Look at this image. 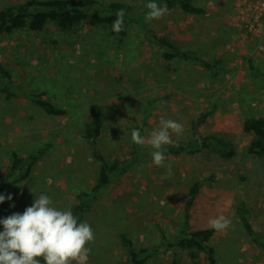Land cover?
Listing matches in <instances>:
<instances>
[{"label":"rangeland","instance_id":"rangeland-1","mask_svg":"<svg viewBox=\"0 0 264 264\" xmlns=\"http://www.w3.org/2000/svg\"><path fill=\"white\" fill-rule=\"evenodd\" d=\"M21 1L0 0V8ZM193 2L205 12L188 13L174 6L151 25L182 48L221 59L217 75L193 62L163 60L136 26L122 41L105 26L90 25L68 31L48 25L43 32L24 29L0 40V59L21 89H44L66 110L51 115L23 95L7 99L0 91V175L6 173L12 149L27 154L49 144L29 177L4 192L12 196L11 201L5 199L8 216L22 214L41 193L52 197L58 209H67L77 201L78 191L95 183L99 163L82 130L91 107L100 104L104 127L97 148L108 160L128 156L132 129L141 125V135L147 137L161 117L184 127L183 135H172L173 142L217 135L229 141L236 154L226 158L203 148L166 156L165 166L157 167L151 146L141 145L147 151L143 160L116 177L85 216L95 233L87 264H127L121 233L136 247L165 245L163 234L172 239L182 228L190 188L198 180L191 226L207 227L219 215L233 225L211 238L215 264H264V247L251 239L237 214L244 201L252 224L264 234V157L247 151L251 134L242 129L245 117L264 115V0ZM249 59L259 74L249 68ZM175 250L180 264H207L203 254L192 258L187 250ZM148 264L175 263L166 252Z\"/></svg>","mask_w":264,"mask_h":264},{"label":"trees","instance_id":"trees-1","mask_svg":"<svg viewBox=\"0 0 264 264\" xmlns=\"http://www.w3.org/2000/svg\"><path fill=\"white\" fill-rule=\"evenodd\" d=\"M148 2L150 0H145L143 4L125 0H24L0 8V40L24 29L29 32H43L48 25H54L60 31H68L79 26L90 25L92 27L105 26L111 36L122 41L128 35L130 27L136 26L142 31V35L148 38L149 42L158 47L163 60L193 62L217 75L221 67V59L209 58L200 50L182 48L168 35L153 30L151 21H145V13L148 11L146 4ZM155 2L160 6L166 5L167 8L179 6L188 13L202 14L205 12V8L195 4L193 0H155ZM119 9H124L126 12L124 30L115 33L112 31V24ZM249 68L253 69L256 74L260 72V69L250 59ZM0 91L4 93L7 99L23 95L51 115L59 116L66 113L64 107L57 105L46 96L47 92L44 89L32 88L24 92L12 70L1 59ZM208 114V111L202 113L199 116V121L204 122ZM103 127V107L100 104H95L90 109V117L84 122L82 137L90 148L91 156L99 163L98 177L88 190L81 189L78 191L76 194L77 201L70 206L73 214L82 222H84L85 216L92 205L106 191L113 180L142 161L144 158L143 151L147 153L141 145L133 143V149L128 156L108 160L97 148V142L102 135ZM134 129H138L142 134L141 125L135 126L132 131ZM242 129L251 134L247 151L252 155L264 157V115L245 117ZM48 145L47 143L39 146L27 154H21L16 149L11 150L10 163L6 173L0 175V194L4 195V192L11 185L20 183L29 177L36 162L47 151ZM165 148L166 156L198 152L203 148H211L226 158L233 157L236 154L232 144L224 137L217 135L192 138L187 142H173V144L166 145ZM200 187V180L195 181L191 186L184 207L185 218L182 228L172 239H168L163 234V239H167L165 245L136 247L126 233H121V241L126 248L127 264H148L157 253L165 254L166 252L173 254L175 264H180L179 254L175 248L187 250L192 258L203 254L207 264L216 263V250L211 243L215 230L209 226L193 228L189 221L191 207L200 191ZM237 214L251 239L257 245L264 247V234L252 224L249 217V208L244 201L238 205ZM7 216L4 202L0 204V219ZM2 230L3 227L0 225V231Z\"/></svg>","mask_w":264,"mask_h":264},{"label":"clouds","instance_id":"clouds-1","mask_svg":"<svg viewBox=\"0 0 264 264\" xmlns=\"http://www.w3.org/2000/svg\"><path fill=\"white\" fill-rule=\"evenodd\" d=\"M148 11L145 21L161 20L168 14L167 6L158 5L155 0L146 4ZM112 24V31L124 30L126 12L119 9ZM184 127L172 119L161 117L159 126L150 134L142 136L138 129L131 132V140L136 145L147 143L154 150L152 162L164 167L167 159L166 145L173 144L172 135H183ZM31 192V191H30ZM12 196L0 194V204ZM14 206V205H10ZM216 232H226L233 227L229 217L219 215L208 221ZM0 264H87L91 254L89 245L95 241L93 228L78 220L69 207L61 210L54 205L52 197L41 193L34 195L31 206L23 213H13L0 219Z\"/></svg>","mask_w":264,"mask_h":264},{"label":"water","instance_id":"water-1","mask_svg":"<svg viewBox=\"0 0 264 264\" xmlns=\"http://www.w3.org/2000/svg\"><path fill=\"white\" fill-rule=\"evenodd\" d=\"M196 126V125H195Z\"/></svg>","mask_w":264,"mask_h":264}]
</instances>
